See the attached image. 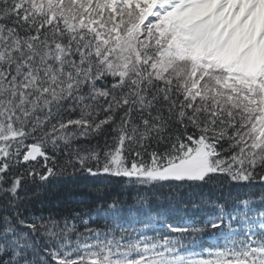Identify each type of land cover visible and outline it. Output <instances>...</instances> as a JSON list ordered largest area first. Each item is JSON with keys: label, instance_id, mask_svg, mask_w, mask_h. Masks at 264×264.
I'll use <instances>...</instances> for the list:
<instances>
[{"label": "snow or ice", "instance_id": "1", "mask_svg": "<svg viewBox=\"0 0 264 264\" xmlns=\"http://www.w3.org/2000/svg\"><path fill=\"white\" fill-rule=\"evenodd\" d=\"M0 264H264V0H0Z\"/></svg>", "mask_w": 264, "mask_h": 264}, {"label": "trees", "instance_id": "2", "mask_svg": "<svg viewBox=\"0 0 264 264\" xmlns=\"http://www.w3.org/2000/svg\"><path fill=\"white\" fill-rule=\"evenodd\" d=\"M53 192L56 193V198L61 201L60 207L66 210L72 208L81 209L85 207L94 208V202L97 199L96 193L89 191L83 183H72L70 180L68 182L61 180L55 185ZM133 192L134 190L131 188L121 189L118 185H108L104 188V194L107 199L118 196L122 201H126V206L118 217L122 222H127L130 219L128 216L127 205H130L133 202ZM256 207L259 209L261 206L256 205ZM152 211L154 213H162L163 216L172 223H179L191 215L202 216L201 212H193L190 208H183L179 204L173 207H169L168 204H154ZM104 223L105 221L102 217H97L93 226L103 227ZM149 234L151 235L153 233L150 232Z\"/></svg>", "mask_w": 264, "mask_h": 264}]
</instances>
